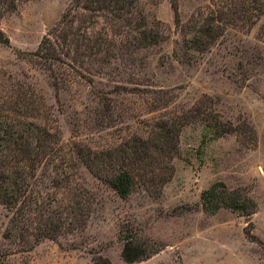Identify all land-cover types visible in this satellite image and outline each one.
Masks as SVG:
<instances>
[{
  "label": "rangeland",
  "instance_id": "1",
  "mask_svg": "<svg viewBox=\"0 0 264 264\" xmlns=\"http://www.w3.org/2000/svg\"><path fill=\"white\" fill-rule=\"evenodd\" d=\"M70 2L26 0L0 12V76L36 85L62 138L61 152L93 158L96 166L78 159L39 167L31 183L42 196L38 202L32 191L24 228L12 221L20 206L0 203V262L264 264V15L251 27L214 35L199 51L179 47L194 35H182L172 2L186 23L211 0H139L148 29L164 23L171 31L135 54L136 78L120 74L117 61L57 86L29 53ZM120 169L134 177L127 196L107 181ZM67 171L76 195L59 186ZM219 182L256 208L207 210L203 192ZM127 241L149 256L126 262Z\"/></svg>",
  "mask_w": 264,
  "mask_h": 264
},
{
  "label": "trees",
  "instance_id": "2",
  "mask_svg": "<svg viewBox=\"0 0 264 264\" xmlns=\"http://www.w3.org/2000/svg\"><path fill=\"white\" fill-rule=\"evenodd\" d=\"M23 1L26 0H0V12L12 11ZM138 1L71 0L61 20L43 37L38 48L29 53L30 60L50 71L57 86L65 80H75L82 71L90 72L91 66L101 72L117 61L122 64L120 74L133 78L137 74L134 70L138 50L165 41L171 31V26L164 23L148 29L146 18L138 15ZM172 6L175 24L182 28H179L182 35H194L186 36L179 47L190 49L193 45L199 51L215 42L214 35H224L230 27H251L264 15V0H211L207 11L199 10L184 23L178 4L172 2ZM260 35H264V23ZM5 42L10 41L7 38ZM180 54L175 50L174 57L181 62ZM0 77V203L10 208L20 206L12 221L16 227L24 228L33 200L32 191L38 202L42 196L41 189L33 188L31 183L39 167L56 160L69 166L79 159L89 169L96 163L93 158L81 157L79 153L61 152L62 138L52 124L50 107L36 85L11 75ZM180 130L177 127L175 132L178 134ZM67 172L60 178L63 183L59 186L66 195H76L78 188L72 186V175ZM107 181L121 196L129 195L134 187V177L128 169L115 170ZM202 199L204 207L210 211L222 207L241 212L251 206L256 208L254 201L230 190L223 182L206 189ZM148 256L149 250L141 245H134L132 241L124 245L123 258L128 263Z\"/></svg>",
  "mask_w": 264,
  "mask_h": 264
}]
</instances>
